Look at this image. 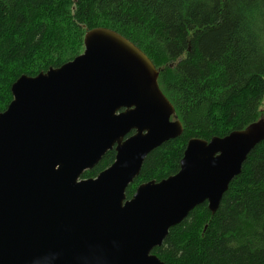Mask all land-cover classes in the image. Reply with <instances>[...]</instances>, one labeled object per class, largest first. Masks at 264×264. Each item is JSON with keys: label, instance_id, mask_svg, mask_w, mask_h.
Wrapping results in <instances>:
<instances>
[{"label": "water", "instance_id": "95a60500", "mask_svg": "<svg viewBox=\"0 0 264 264\" xmlns=\"http://www.w3.org/2000/svg\"><path fill=\"white\" fill-rule=\"evenodd\" d=\"M158 78L136 44L96 27L82 54L12 84L0 112V264H165L153 249L170 228L204 202L219 208L264 119L191 138L176 174L127 197L148 154L184 131ZM113 149L108 168L82 178Z\"/></svg>", "mask_w": 264, "mask_h": 264}, {"label": "trees", "instance_id": "16d2710c", "mask_svg": "<svg viewBox=\"0 0 264 264\" xmlns=\"http://www.w3.org/2000/svg\"><path fill=\"white\" fill-rule=\"evenodd\" d=\"M113 29L159 71L183 133L146 157L127 189L180 170L187 143L264 119V0H0V112L12 84L73 60L87 31ZM115 149L82 177H96ZM165 264H264V141L248 154L213 213L208 202L153 249Z\"/></svg>", "mask_w": 264, "mask_h": 264}, {"label": "bare ground", "instance_id": "6f19581e", "mask_svg": "<svg viewBox=\"0 0 264 264\" xmlns=\"http://www.w3.org/2000/svg\"><path fill=\"white\" fill-rule=\"evenodd\" d=\"M255 146H256V145H255ZM255 146H254V147H255ZM254 147H253V148H254Z\"/></svg>", "mask_w": 264, "mask_h": 264}, {"label": "flooded vegetation", "instance_id": "af4514ba", "mask_svg": "<svg viewBox=\"0 0 264 264\" xmlns=\"http://www.w3.org/2000/svg\"><path fill=\"white\" fill-rule=\"evenodd\" d=\"M131 133H133V132H131Z\"/></svg>", "mask_w": 264, "mask_h": 264}]
</instances>
